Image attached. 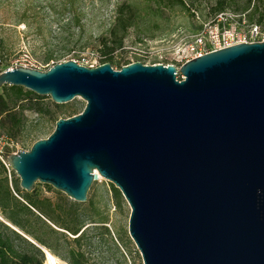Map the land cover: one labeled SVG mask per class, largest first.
<instances>
[{
	"label": "water",
	"instance_id": "water-1",
	"mask_svg": "<svg viewBox=\"0 0 264 264\" xmlns=\"http://www.w3.org/2000/svg\"><path fill=\"white\" fill-rule=\"evenodd\" d=\"M6 85L56 105L86 103L8 157L22 190L46 184L88 204L101 177L131 208L143 264H264V42L179 71L139 62L13 68L0 74Z\"/></svg>",
	"mask_w": 264,
	"mask_h": 264
},
{
	"label": "rangeland",
	"instance_id": "rangeland-1",
	"mask_svg": "<svg viewBox=\"0 0 264 264\" xmlns=\"http://www.w3.org/2000/svg\"><path fill=\"white\" fill-rule=\"evenodd\" d=\"M214 4L215 0H184V4L170 1L165 6H159L157 0H0V72L11 68L46 71L70 61L86 68L103 65L101 44L106 41L112 46L114 27L122 37V28L129 20L127 8H131L135 17L127 28L122 48L109 62L112 68L119 71L137 62L147 66L175 64L180 49L200 28L204 24H214ZM229 12L244 14L248 24H257L264 35V0L251 4L248 0H237ZM259 17L263 18L261 23H258ZM120 20L125 23H119ZM41 98L47 116L40 118L32 112L27 113V133L43 127L46 129L44 139L55 130L53 118L68 119L81 114L86 107L81 98L64 105H56L49 97ZM30 149L31 142L24 141L14 144L13 152ZM9 175L31 198L75 206L77 222L86 232L73 247L85 254L87 264H143L129 234L131 208L121 194L115 196L110 182L101 177V181L94 182L87 204L77 203L52 186L41 183L27 192L21 189L20 179L13 170L8 171ZM41 219L55 228L45 218ZM67 236L70 240L76 238ZM63 253L64 250H60L58 255ZM57 258L67 264L61 256Z\"/></svg>",
	"mask_w": 264,
	"mask_h": 264
},
{
	"label": "trees",
	"instance_id": "trees-1",
	"mask_svg": "<svg viewBox=\"0 0 264 264\" xmlns=\"http://www.w3.org/2000/svg\"><path fill=\"white\" fill-rule=\"evenodd\" d=\"M157 1L159 6H165L170 1L184 4V0ZM236 1L215 0L212 14L217 16L229 12ZM248 1L251 4L253 1L260 2L261 0ZM126 10L129 20L126 22L127 26L122 28V37L119 36L117 27H114L111 32L112 40L110 43L112 46H109L106 41L101 44L102 56L105 58L103 64H109L113 60L114 53L122 48L127 28L134 20L135 14L131 8ZM121 14L125 15V13ZM261 19L263 18L259 17L258 23L262 22ZM119 23H125V21L120 20ZM0 90L2 91L0 93V138H4L13 144L30 141L32 148L36 142L44 139L46 129L37 128L27 133L28 119L26 114L32 112L40 118L46 117L44 99L21 87L6 85ZM54 107L59 109V106ZM60 119V117L53 118L54 125ZM113 191L116 197L120 196V192L114 186ZM0 212L11 225L10 227L0 223V264H44L45 253L43 248L56 257L61 256L67 264H87L85 254L73 247L84 238L86 232L84 227L77 222L75 206L54 204L50 199L31 198L24 194L9 178L8 170L1 161ZM41 218H45L55 228L43 222ZM67 234L76 238L70 240ZM32 242H35L36 245ZM60 250H64L62 255H58Z\"/></svg>",
	"mask_w": 264,
	"mask_h": 264
},
{
	"label": "built area",
	"instance_id": "built-area-1",
	"mask_svg": "<svg viewBox=\"0 0 264 264\" xmlns=\"http://www.w3.org/2000/svg\"><path fill=\"white\" fill-rule=\"evenodd\" d=\"M264 42V35L261 28L256 24H248L246 16L226 12L215 17L214 24H204L195 36L178 52L177 63L171 64L179 68L191 60L201 58L207 54L231 48L242 44H253ZM30 63V60H25ZM168 67V65H165ZM8 70H12L8 69ZM49 70V69H48ZM46 70V71H48ZM41 72H46L42 71ZM178 80L183 81V77L178 73ZM14 144L4 138H0V161L11 173L7 159L13 152ZM15 154V153H14ZM11 179V175H9ZM0 223L11 225L6 221L0 212Z\"/></svg>",
	"mask_w": 264,
	"mask_h": 264
},
{
	"label": "bare ground",
	"instance_id": "bare-ground-1",
	"mask_svg": "<svg viewBox=\"0 0 264 264\" xmlns=\"http://www.w3.org/2000/svg\"><path fill=\"white\" fill-rule=\"evenodd\" d=\"M98 180L101 181V178L98 177ZM43 250H44L45 256H46L45 264H62L61 261L56 256H54L53 254H51L49 251H47L44 248H43Z\"/></svg>",
	"mask_w": 264,
	"mask_h": 264
}]
</instances>
